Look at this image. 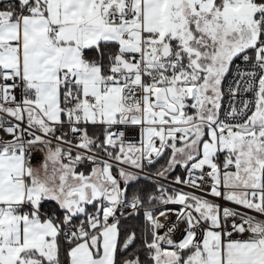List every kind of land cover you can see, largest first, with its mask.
I'll return each mask as SVG.
<instances>
[{
	"label": "snow or ice",
	"instance_id": "1",
	"mask_svg": "<svg viewBox=\"0 0 264 264\" xmlns=\"http://www.w3.org/2000/svg\"><path fill=\"white\" fill-rule=\"evenodd\" d=\"M0 264H264V0H0Z\"/></svg>",
	"mask_w": 264,
	"mask_h": 264
},
{
	"label": "trees",
	"instance_id": "2",
	"mask_svg": "<svg viewBox=\"0 0 264 264\" xmlns=\"http://www.w3.org/2000/svg\"><path fill=\"white\" fill-rule=\"evenodd\" d=\"M164 163H165V161H164L163 159H161V160L157 163V165L155 166V168L149 167V169H150V170H156V168H159V167H160L162 164H164ZM154 183H155L154 181L142 177V179H141V180L138 182V184H137V188H145V187H147V188L151 189V187H152V185H153ZM123 186H124V185H123ZM134 191H136V188H130V189H129V192H130V193H131V192H134ZM138 227H139V225H138ZM142 259H143V257H142Z\"/></svg>",
	"mask_w": 264,
	"mask_h": 264
},
{
	"label": "built area",
	"instance_id": "3",
	"mask_svg": "<svg viewBox=\"0 0 264 264\" xmlns=\"http://www.w3.org/2000/svg\"><path fill=\"white\" fill-rule=\"evenodd\" d=\"M245 98L247 99L248 97L246 96ZM37 162H38V159L33 161L34 164L37 163ZM149 173H151V175H149ZM154 173H155V172H152V171H149L148 169H146L144 173H141V176H142L143 178H146V179H149V180H152V181L156 182V181L153 179ZM171 180H172V178L170 177L168 183H171ZM166 186H167V184H166ZM186 190H187V189H186ZM170 219H171V220H175V217H174V216H171ZM177 238H179V237L177 236Z\"/></svg>",
	"mask_w": 264,
	"mask_h": 264
},
{
	"label": "crops",
	"instance_id": "4",
	"mask_svg": "<svg viewBox=\"0 0 264 264\" xmlns=\"http://www.w3.org/2000/svg\"><path fill=\"white\" fill-rule=\"evenodd\" d=\"M149 171H152V172H155V170H150V169H148ZM183 172V169H177V171L175 172V173H173V177L175 176V175H179V174H181ZM114 174H115V171H114ZM173 177H171V178H173ZM121 187H123V184H121Z\"/></svg>",
	"mask_w": 264,
	"mask_h": 264
}]
</instances>
